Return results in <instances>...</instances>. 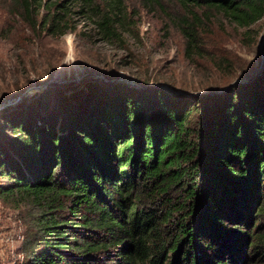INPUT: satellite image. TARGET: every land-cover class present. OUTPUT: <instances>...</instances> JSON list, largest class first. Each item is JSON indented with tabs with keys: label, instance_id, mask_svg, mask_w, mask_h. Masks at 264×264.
I'll use <instances>...</instances> for the list:
<instances>
[{
	"label": "trees",
	"instance_id": "16d2710c",
	"mask_svg": "<svg viewBox=\"0 0 264 264\" xmlns=\"http://www.w3.org/2000/svg\"><path fill=\"white\" fill-rule=\"evenodd\" d=\"M73 1L122 37L126 0ZM174 1L188 53L201 48L205 17L246 27L264 18V0ZM141 2L163 11L169 3ZM15 4L39 34L71 28L68 0ZM258 71L205 92L112 74L53 82L1 109L0 196L37 208L23 264H264Z\"/></svg>",
	"mask_w": 264,
	"mask_h": 264
},
{
	"label": "rangeland",
	"instance_id": "374dc122",
	"mask_svg": "<svg viewBox=\"0 0 264 264\" xmlns=\"http://www.w3.org/2000/svg\"><path fill=\"white\" fill-rule=\"evenodd\" d=\"M168 1L163 11L126 0L122 37L115 39L104 33L99 14L88 5L79 12L80 3L68 0L74 10L71 28L54 35L32 30L16 13L15 0H0V110L53 82L112 74L137 86L147 78L178 92H205L255 76L264 67V18L246 27L221 14L205 17L201 50L188 53L181 9ZM36 215L31 203L0 196V264H23L25 241L37 231Z\"/></svg>",
	"mask_w": 264,
	"mask_h": 264
}]
</instances>
